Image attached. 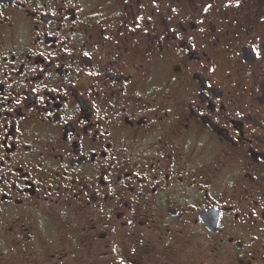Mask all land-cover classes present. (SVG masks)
<instances>
[{"label":"flooded vegetation","instance_id":"1","mask_svg":"<svg viewBox=\"0 0 264 264\" xmlns=\"http://www.w3.org/2000/svg\"><path fill=\"white\" fill-rule=\"evenodd\" d=\"M264 264V0H0V264Z\"/></svg>","mask_w":264,"mask_h":264},{"label":"rangeland","instance_id":"2","mask_svg":"<svg viewBox=\"0 0 264 264\" xmlns=\"http://www.w3.org/2000/svg\"><path fill=\"white\" fill-rule=\"evenodd\" d=\"M217 264H221V263H217Z\"/></svg>","mask_w":264,"mask_h":264}]
</instances>
